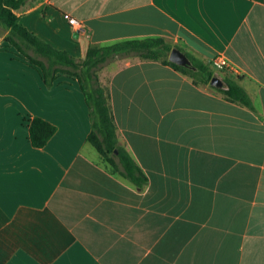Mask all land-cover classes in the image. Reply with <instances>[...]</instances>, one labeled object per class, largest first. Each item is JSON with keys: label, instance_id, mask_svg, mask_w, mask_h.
<instances>
[{"label": "crops", "instance_id": "obj_1", "mask_svg": "<svg viewBox=\"0 0 264 264\" xmlns=\"http://www.w3.org/2000/svg\"><path fill=\"white\" fill-rule=\"evenodd\" d=\"M15 14L77 60L90 45L161 37L230 69H213L217 88L153 60L112 71L117 137L147 178L138 189L87 142L76 78L45 85L1 47L0 25V264H264V0H29ZM33 117L56 128L41 148Z\"/></svg>", "mask_w": 264, "mask_h": 264}, {"label": "trees", "instance_id": "obj_2", "mask_svg": "<svg viewBox=\"0 0 264 264\" xmlns=\"http://www.w3.org/2000/svg\"><path fill=\"white\" fill-rule=\"evenodd\" d=\"M29 0H0V25L8 30L2 48H12L29 64L40 70L43 83L52 85L57 73L76 78L88 109L90 132L87 142L101 156L111 171L118 174L138 189L147 183V178L119 142L116 126L108 103L106 88L97 77L101 66L116 58H137L138 60L159 61L189 77L195 84H209L213 72L209 62H202L161 37L128 39L108 45L87 47L82 59H75L65 51L57 50L30 33L18 21L15 11L24 7ZM172 48H177L190 60L192 68L177 65L168 60ZM216 69V68H215ZM224 95L235 102L248 105L249 98L236 81L224 79ZM212 88H217L213 87ZM56 128L49 122L33 117L28 125L29 140L33 147L41 148L54 134Z\"/></svg>", "mask_w": 264, "mask_h": 264}, {"label": "rangeland", "instance_id": "obj_3", "mask_svg": "<svg viewBox=\"0 0 264 264\" xmlns=\"http://www.w3.org/2000/svg\"><path fill=\"white\" fill-rule=\"evenodd\" d=\"M134 59L135 58H118L112 59L109 62L104 63L101 68L96 72L99 83L102 86L107 87V83L112 71L116 69L119 65L125 63L126 61H132Z\"/></svg>", "mask_w": 264, "mask_h": 264}, {"label": "water", "instance_id": "obj_4", "mask_svg": "<svg viewBox=\"0 0 264 264\" xmlns=\"http://www.w3.org/2000/svg\"><path fill=\"white\" fill-rule=\"evenodd\" d=\"M168 60L177 65L187 66L193 69V66L191 65V62L187 58V56L177 48L171 49L168 55ZM210 85L214 87H222V81L218 77H212L210 81Z\"/></svg>", "mask_w": 264, "mask_h": 264}, {"label": "built area", "instance_id": "obj_5", "mask_svg": "<svg viewBox=\"0 0 264 264\" xmlns=\"http://www.w3.org/2000/svg\"><path fill=\"white\" fill-rule=\"evenodd\" d=\"M67 21L70 23V25H72L73 27H75L76 29H81L82 28V23L80 20L74 18V17H70L68 15L65 16ZM210 63L213 67H215L218 70H226V69H230V66L228 64V62L226 61V59L221 56V55H217L215 57H213L210 60Z\"/></svg>", "mask_w": 264, "mask_h": 264}]
</instances>
